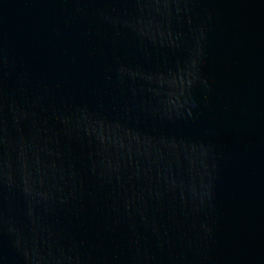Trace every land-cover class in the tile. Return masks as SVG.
<instances>
[{
	"label": "water",
	"instance_id": "1",
	"mask_svg": "<svg viewBox=\"0 0 264 264\" xmlns=\"http://www.w3.org/2000/svg\"><path fill=\"white\" fill-rule=\"evenodd\" d=\"M0 264H264V0H0Z\"/></svg>",
	"mask_w": 264,
	"mask_h": 264
}]
</instances>
